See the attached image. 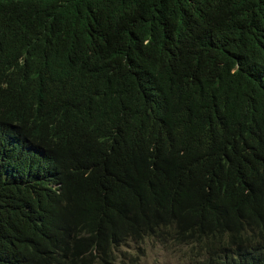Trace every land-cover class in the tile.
Returning a JSON list of instances; mask_svg holds the SVG:
<instances>
[{
    "label": "trees",
    "instance_id": "obj_1",
    "mask_svg": "<svg viewBox=\"0 0 264 264\" xmlns=\"http://www.w3.org/2000/svg\"><path fill=\"white\" fill-rule=\"evenodd\" d=\"M152 249L264 264V0H0V264Z\"/></svg>",
    "mask_w": 264,
    "mask_h": 264
},
{
    "label": "rangeland",
    "instance_id": "obj_2",
    "mask_svg": "<svg viewBox=\"0 0 264 264\" xmlns=\"http://www.w3.org/2000/svg\"><path fill=\"white\" fill-rule=\"evenodd\" d=\"M128 251L132 253L133 249L130 247L128 248ZM147 252L148 253L145 259H143L139 254H137L136 256H134V254L132 255L124 254L122 255L123 263L124 264H155V262H157V264H173L172 260L165 257V255H163L164 253H162L161 250L152 249Z\"/></svg>",
    "mask_w": 264,
    "mask_h": 264
},
{
    "label": "clouds",
    "instance_id": "obj_3",
    "mask_svg": "<svg viewBox=\"0 0 264 264\" xmlns=\"http://www.w3.org/2000/svg\"><path fill=\"white\" fill-rule=\"evenodd\" d=\"M163 255H164V254H163ZM165 257H166V256H165ZM167 258H168V257H167ZM169 259L172 260L173 264H186L185 262H183V260H181V259L179 258V256H177L174 260H173L171 257H169ZM202 259H203V258L195 259V264L201 262ZM154 262H155V261H154ZM155 264H157V262H155Z\"/></svg>",
    "mask_w": 264,
    "mask_h": 264
}]
</instances>
